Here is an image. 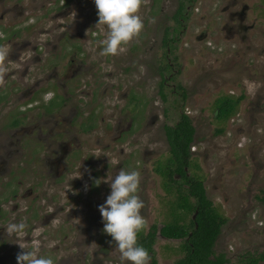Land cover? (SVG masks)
Listing matches in <instances>:
<instances>
[{
  "label": "flooded vegetation",
  "instance_id": "obj_1",
  "mask_svg": "<svg viewBox=\"0 0 264 264\" xmlns=\"http://www.w3.org/2000/svg\"><path fill=\"white\" fill-rule=\"evenodd\" d=\"M197 1L179 0L172 15L174 25L164 32V45L166 31L170 32L163 63L169 64L166 71L175 66L169 58L171 42L176 44L183 36L190 7ZM183 2L188 3L187 11L180 13ZM238 3L234 0L233 7ZM249 9L243 3L241 10H231V20H238L229 29L231 35L241 36L254 28V23L245 22ZM33 10L38 11L35 16ZM84 10L97 14L95 4L87 0H0V32L6 37L0 38V45L11 49L8 64L12 69L0 87V264H17V253L22 251L18 243L31 250L34 241L41 244L39 254L52 257L56 264H80L75 259H86L97 237L94 258L103 255L99 263L106 264L115 255L114 241L102 231L98 205L111 188L104 182L96 186L94 180L114 178L120 168L140 172L141 155L146 165L141 169L138 195L143 201L147 196L143 177L154 170L152 161L160 140L154 134L155 117L141 120L140 106L146 103L133 86L118 94L132 102V116L129 110L119 116L103 113V103L97 98L108 90L112 94V87L106 85L102 91V77L92 70L104 36L101 28L91 27V16ZM45 19L50 24L44 25ZM201 35L208 37V30ZM107 57L100 56V61L106 62ZM166 71L159 89L164 99L163 88L177 70L169 75ZM112 76L105 75L108 83ZM176 91L173 85L170 92ZM49 93L54 96L45 102ZM118 108L115 101L113 109ZM172 124L162 123L166 139L165 128ZM167 145L170 155L168 140ZM97 152L100 157L93 155ZM109 158L120 163L110 165ZM21 221L27 224L22 240L6 231L7 225ZM50 243L55 246L49 247Z\"/></svg>",
  "mask_w": 264,
  "mask_h": 264
},
{
  "label": "rangeland",
  "instance_id": "obj_2",
  "mask_svg": "<svg viewBox=\"0 0 264 264\" xmlns=\"http://www.w3.org/2000/svg\"><path fill=\"white\" fill-rule=\"evenodd\" d=\"M87 1L91 6L95 4L94 0ZM178 1L149 0L139 13L144 29L126 46L127 51L108 56L106 62L105 59L100 61L101 55L98 56L92 71L96 70L102 77V91L107 85L112 87V94L106 89L108 91L97 99L103 103L102 111L106 115L119 116L129 110L132 116V102L125 96L118 98V94L129 92L126 87L133 86L146 103L140 106L141 120L151 121L155 117L154 134L160 140L156 141L154 170L143 177L148 184L144 198L146 212L142 213L147 222L144 233L153 225L160 228L177 220L188 223L193 217V213L178 205L177 194L166 190L165 179L157 171L169 156L162 123H174L181 111L191 117L196 133L189 174L204 182L208 197L226 218L215 249L218 253L224 252L230 264H242L246 257L264 252V201L260 199L264 196V0H238L235 7L234 0H198L190 7L183 36L176 44L171 42L169 58L175 66L166 71L163 63L167 47L162 44V37L166 28L174 25L172 15ZM243 3L250 7L246 24L254 23L255 26L241 36L231 35L229 29L238 21L231 20V10H241ZM84 12L91 16V27H96L97 14ZM36 13L37 10L31 12L33 16ZM48 24L49 20L45 19L44 25ZM206 30L208 37L200 36ZM172 69L177 71L168 77L169 85L163 88L167 93L164 99L159 91L162 73L166 71L169 75ZM109 73L113 76L108 83L105 75ZM245 79L261 85L254 95L247 90ZM80 83L84 88L82 79ZM173 85L177 87L174 94L170 92ZM226 97L240 100L231 116L218 118L217 105ZM115 101L118 109H113ZM139 159L141 173L146 163L141 155ZM190 201L194 202V198ZM182 242L158 233L150 264L154 261L175 264L185 254ZM112 245L115 257L106 260V264H121L115 243ZM98 246L97 237L90 255L75 260L80 264L84 261L85 264H100L104 256L94 258Z\"/></svg>",
  "mask_w": 264,
  "mask_h": 264
},
{
  "label": "clouds",
  "instance_id": "obj_3",
  "mask_svg": "<svg viewBox=\"0 0 264 264\" xmlns=\"http://www.w3.org/2000/svg\"><path fill=\"white\" fill-rule=\"evenodd\" d=\"M97 9V28H101L104 38L99 41L101 56H118L127 51V45L137 39L144 29V21L140 16V9L149 0H94ZM154 22V21H153ZM27 26V25H24ZM106 29V32L104 31ZM0 38L5 34L0 32ZM11 49L7 45H0V87L6 84V77L12 70L8 64ZM250 94H255L261 86L255 82L244 80ZM54 94L45 96L48 102ZM128 149H126L127 151ZM100 157L99 152L93 154ZM118 159L109 158V164L116 166ZM79 175L74 177H79ZM108 183L110 194L104 203L98 205L103 221V232L112 237L115 249L119 252L121 264H150L151 256L147 249L138 244V233L146 228L147 222L142 215L145 202L138 195L141 174L138 170L120 168L115 177L95 179L94 184ZM87 187V186H86ZM68 189V188H67ZM26 222L10 223L6 231L9 235H16L18 239L26 236ZM110 241L109 243H111ZM22 251L17 253V264H56L50 256L40 255L41 244L34 241L31 250L24 243H18ZM53 243L49 247H54ZM26 249V251H24Z\"/></svg>",
  "mask_w": 264,
  "mask_h": 264
},
{
  "label": "trees",
  "instance_id": "obj_4",
  "mask_svg": "<svg viewBox=\"0 0 264 264\" xmlns=\"http://www.w3.org/2000/svg\"><path fill=\"white\" fill-rule=\"evenodd\" d=\"M187 5L186 2L181 3L179 12L187 11ZM166 32L165 46L170 42L167 36L170 32L168 30ZM167 67L169 64L166 63L163 68ZM239 100L240 98L230 97L220 99L217 105V117L231 116ZM165 131L170 155L157 167V171L165 179L166 190L177 194L178 205L193 215L197 213V216L195 219L191 218L188 223L177 220L162 225L160 229L153 225L148 233H143L141 230L138 233V244L145 247L150 256L154 257V244L160 233L168 239L183 241L181 247L185 254L175 264H230L228 256L224 252L218 253L215 249L226 218L216 210L208 197L204 182L194 176H188L185 170V167L191 166V148L195 142L196 128L191 117L185 112L181 113L176 122L166 126ZM178 175L181 179L177 178ZM190 198H194V202H191ZM260 199L264 201V196ZM261 261H264V252L246 257L242 264H258Z\"/></svg>",
  "mask_w": 264,
  "mask_h": 264
},
{
  "label": "water",
  "instance_id": "obj_5",
  "mask_svg": "<svg viewBox=\"0 0 264 264\" xmlns=\"http://www.w3.org/2000/svg\"><path fill=\"white\" fill-rule=\"evenodd\" d=\"M196 216H197V213L193 215V219H195V218H196ZM160 228H161V227H160ZM160 228H159V229H160Z\"/></svg>",
  "mask_w": 264,
  "mask_h": 264
}]
</instances>
